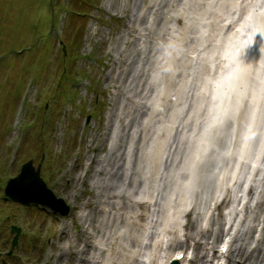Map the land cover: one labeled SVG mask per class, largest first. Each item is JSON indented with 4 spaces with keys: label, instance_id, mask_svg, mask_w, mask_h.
<instances>
[{
    "label": "rangeland",
    "instance_id": "374dc122",
    "mask_svg": "<svg viewBox=\"0 0 264 264\" xmlns=\"http://www.w3.org/2000/svg\"><path fill=\"white\" fill-rule=\"evenodd\" d=\"M250 1L0 0V264H78L75 237L93 244L84 257L95 264H161L173 241L194 248L185 237L194 202L181 230L163 227L168 205L187 202L163 178H187L178 164L194 150L225 72L216 50ZM28 159L67 215L4 200L8 177ZM93 217L103 226L91 238L84 231ZM12 224L20 234L7 255Z\"/></svg>",
    "mask_w": 264,
    "mask_h": 264
},
{
    "label": "bare ground",
    "instance_id": "6f19581e",
    "mask_svg": "<svg viewBox=\"0 0 264 264\" xmlns=\"http://www.w3.org/2000/svg\"><path fill=\"white\" fill-rule=\"evenodd\" d=\"M253 1L257 0L246 3L242 17L235 24L236 27L225 35V46L220 51L216 50L217 54L225 55V74L216 77L218 79L216 86L211 88L210 113L209 116L207 114L208 119L202 132L193 138L194 150L186 160H181L178 164L179 170L183 168L188 174L187 178L179 180L180 177H177V173L174 175L169 173L164 178L159 177V179L163 178L167 184L171 180L173 188H179L183 196L187 198V202L182 201L174 206L172 203L168 205L167 211L163 215V227L173 223L172 226L181 230L184 206L188 202V205L194 202L192 210L195 213V220L192 221L190 231L186 232L185 237L193 242L197 264L208 262L207 259L210 255L208 251H213L214 245L224 233L225 226L223 227L220 221L223 215L220 212L221 209L216 206L217 199L223 190L227 191L230 198L232 196V203L237 201L236 206L225 209L227 217L231 216L227 228L225 227V233L229 236L234 235L235 238L234 249H232L230 257L231 264L240 263L236 258L247 259L249 262L254 261V264H261V261H264V200L263 196L262 199L260 197L261 192H264V99L261 95V89L264 88V19L261 15H257ZM262 5H264V1L260 6ZM239 6L240 3L234 1L229 7L235 8L237 11ZM200 23L202 22L199 21L198 24ZM199 31L201 37L207 34H203L205 28ZM214 54L215 51L208 54V67L213 65ZM210 79L212 78L209 77ZM207 83L208 77L202 82L203 90L206 89ZM235 127L237 132L234 134ZM222 131H225V141L219 139ZM240 135L242 136L240 137ZM219 140L222 143L225 142L220 148L217 144ZM174 162V159L169 162L170 168L173 167ZM156 174H158V170H156ZM241 181L242 183H251L252 188L247 193L248 201L238 208L243 186H240ZM158 184L160 186L161 182ZM239 187H241L240 190L237 189ZM154 189L156 190L155 187ZM124 198L129 199L126 195ZM155 198L157 197L155 196ZM102 203L99 201L94 207L100 208L106 213ZM253 203L254 205H252ZM142 204L140 203V205ZM108 205L113 208L114 203L108 202ZM122 208H127V205L124 204ZM239 212L243 214L242 219L237 216ZM83 217L86 223L88 216L85 217L82 214L80 218ZM88 222L84 233L93 238L94 231L101 230L103 222L98 224V218L94 217ZM205 223H207V227ZM108 225L109 223L105 222L106 229ZM255 225L260 227V236L263 234V237L259 238L254 251H250L248 249L249 240L252 239ZM113 227L114 225L109 230L111 236H118L117 232L112 231ZM257 230L255 229V232ZM74 240V246H78L77 253L80 255L77 258L78 264L97 263L95 255L84 257L87 250L94 247L93 244L89 240L82 241L79 237H75ZM131 241L139 243L140 240L132 236ZM111 242L115 246L118 239H112ZM105 245L110 247L107 241ZM182 248L183 244L173 241L163 249V252L167 253L173 250L174 252L170 256H174L180 253ZM203 249L208 253L203 252ZM170 256L166 259L172 257ZM217 256L229 259L226 255ZM185 259L181 260L182 264L186 263ZM113 264L118 263L114 261Z\"/></svg>",
    "mask_w": 264,
    "mask_h": 264
},
{
    "label": "water",
    "instance_id": "95a60500",
    "mask_svg": "<svg viewBox=\"0 0 264 264\" xmlns=\"http://www.w3.org/2000/svg\"><path fill=\"white\" fill-rule=\"evenodd\" d=\"M40 164H37L36 168L32 165V160H28L22 164L20 172L13 178L7 181L4 188L5 194L10 196L13 200L19 201L23 204L29 202H42L51 208L57 210L60 214H65L68 211V206L64 204L63 200L56 198L51 190H49L41 177L39 176ZM25 171L34 173L37 178L35 184H25L23 186L14 184V181L22 175ZM16 231L13 237L12 246L16 242L19 228L12 226L11 232Z\"/></svg>",
    "mask_w": 264,
    "mask_h": 264
},
{
    "label": "snow or ice",
    "instance_id": "6c2138e0",
    "mask_svg": "<svg viewBox=\"0 0 264 264\" xmlns=\"http://www.w3.org/2000/svg\"><path fill=\"white\" fill-rule=\"evenodd\" d=\"M262 99H264V88L261 89ZM214 122H216L214 120ZM211 127V125H209ZM37 182L36 175L31 173L30 171H25L22 175H20L15 181L14 184L23 186L25 184H35ZM227 250L226 248L224 249Z\"/></svg>",
    "mask_w": 264,
    "mask_h": 264
}]
</instances>
